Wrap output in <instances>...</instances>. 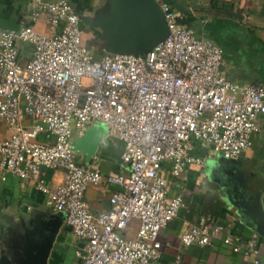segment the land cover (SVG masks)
Returning a JSON list of instances; mask_svg holds the SVG:
<instances>
[{
    "label": "built area",
    "instance_id": "built-area-1",
    "mask_svg": "<svg viewBox=\"0 0 264 264\" xmlns=\"http://www.w3.org/2000/svg\"><path fill=\"white\" fill-rule=\"evenodd\" d=\"M153 1L169 36L143 56L108 53L95 60L82 44V17L72 0H35L33 21L45 17L48 34L32 25L0 32V119L12 129L0 141V173L33 180L49 208L64 214L85 244L79 264H164L159 235L184 207L181 196H169L164 165L182 178L188 166L204 167L217 155L238 160L260 132L264 84L229 81L223 49L182 25L166 0ZM19 43L33 48L26 63ZM96 125L123 145L129 174L77 161L74 138ZM47 171L63 172L54 189ZM102 183L116 189L110 210L94 215L85 195ZM133 222L138 230L129 238ZM218 238L234 254L264 264V246L254 237L225 234L210 217L184 230L181 243L211 246Z\"/></svg>",
    "mask_w": 264,
    "mask_h": 264
},
{
    "label": "crops",
    "instance_id": "crops-1",
    "mask_svg": "<svg viewBox=\"0 0 264 264\" xmlns=\"http://www.w3.org/2000/svg\"><path fill=\"white\" fill-rule=\"evenodd\" d=\"M110 1L72 0L75 11L82 17V44L95 60L108 52L103 30L90 23L112 14ZM166 2L180 15L182 25L223 49L224 71L229 81L242 85L264 84V0H176L189 14L181 13L174 0ZM35 8V0H0V32L18 31L32 25L39 33L48 34L45 17L33 21ZM19 48L21 61L28 62L32 46L19 43ZM258 123L260 132L253 146L237 161L225 162L217 155L204 167L188 166L182 178L171 177L170 165H164L170 184L169 196H181L184 202L178 217L159 235L164 264H173L178 258L179 264H254L252 258L223 247L219 238L211 246L193 245L184 249L181 235L187 228L198 225L201 218L210 217L224 226L225 234L237 235L243 240L254 237L264 246V237L257 232V218L251 210L259 202L264 212V116ZM97 127L100 125L90 130ZM11 134L9 124L0 119V141L7 140ZM80 139L76 136L74 143ZM47 140L48 137H40V142ZM122 152L121 143L104 137L91 160L79 150L76 158L79 163L96 165L105 173L129 174V166L121 159ZM199 152L197 149L195 154ZM2 160L0 155V163ZM63 177V172L47 171L46 184L54 189ZM115 189L105 183L88 187L85 199L92 214L110 210L109 198ZM58 214L49 208L47 196L36 189L33 180L0 173V264H22L28 241L37 238L38 230H42L40 226L56 217L61 225L47 264H79L78 253H84L85 244L72 234L65 216ZM137 230L138 224L133 222L126 235L135 238ZM260 258L264 260L263 256Z\"/></svg>",
    "mask_w": 264,
    "mask_h": 264
},
{
    "label": "water",
    "instance_id": "water-1",
    "mask_svg": "<svg viewBox=\"0 0 264 264\" xmlns=\"http://www.w3.org/2000/svg\"><path fill=\"white\" fill-rule=\"evenodd\" d=\"M174 3L181 13L189 14V10L176 0ZM110 4L111 15L102 16L90 23L103 30L108 53L143 56L169 36L164 14L153 0H111ZM105 136L104 127L100 125L78 140L75 149L87 154L88 160H91ZM221 158L225 162L237 161ZM251 210L257 218V232L264 237V212L260 203H254ZM58 215L64 217L62 213ZM60 225L59 217H56L40 226L42 230H38V237L28 241L22 264H47Z\"/></svg>",
    "mask_w": 264,
    "mask_h": 264
}]
</instances>
